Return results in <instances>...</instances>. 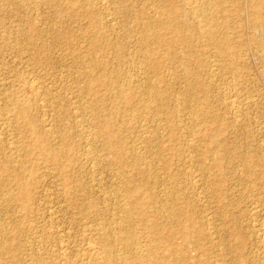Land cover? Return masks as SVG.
<instances>
[{
	"label": "rangeland",
	"instance_id": "obj_1",
	"mask_svg": "<svg viewBox=\"0 0 264 264\" xmlns=\"http://www.w3.org/2000/svg\"><path fill=\"white\" fill-rule=\"evenodd\" d=\"M38 1L0 0L1 264H264V0Z\"/></svg>",
	"mask_w": 264,
	"mask_h": 264
},
{
	"label": "bare ground",
	"instance_id": "obj_2",
	"mask_svg": "<svg viewBox=\"0 0 264 264\" xmlns=\"http://www.w3.org/2000/svg\"><path fill=\"white\" fill-rule=\"evenodd\" d=\"M34 1H36V0H34ZM40 1V0H39ZM38 1V2H39ZM48 1V0H47ZM49 1H51V0H49ZM67 1V0H66ZM74 2H75V0H73ZM164 1V0H163ZM168 1V0H167ZM166 1V2H167ZM210 1V0H209ZM220 1V0H219ZM219 1H217V2H219ZM29 2V1H28ZM52 2H54V0H52ZM57 2V1H56ZM59 2V1H58ZM73 2V3H74ZM76 2H77V0H76ZM106 2V1H105ZM173 2V1H172ZM172 2H169L168 4H167V6H166V11L167 12H169L170 14L173 12V10H174V8H175V6H174V4L175 3H172ZM223 2V1H222ZM258 2V1H257ZM262 2V1H261ZM260 2V3H261ZM30 3V2H29ZM36 3V2H35ZM213 3V2H212ZM46 4V3H45ZM54 4V3H53ZM66 4V3H65ZM71 4V3H70ZM164 4H165V2H164ZM262 4V3H261ZM263 4H264V2H263ZM32 5H33V3H32ZM35 5V4H34ZM41 5H43V4H41ZM49 5V4H48ZM56 5H57V3H56ZM63 5V4H62ZM68 5V4H67ZM218 5H219V3H218ZM217 5V6H218ZM36 6H37V4H36ZM53 5H51V7H52ZM110 6V5H109ZM194 6V5H193ZM217 6H215L216 8H217ZM263 6V5H262ZM35 7V6H34ZM62 7V6H61ZM68 7V6H67ZM74 7V6H73ZM73 7H71V8H73ZM214 7V8H215ZM40 8V7H39ZM69 8V7H68ZM75 8V7H74ZM261 8V7H260ZM66 9V8H65ZM118 9V8H117ZM165 9V8H164ZM196 9V8H195ZM219 9V8H218ZM52 10V9H51ZM63 10V9H62ZM67 10V9H66ZM72 10V9H71ZM216 10V9H215ZM38 11V10H37ZM60 11V10H59ZM69 11H70V9H69ZM112 11V10H111ZM39 12V11H38ZM55 12V11H54ZM85 12V11H84ZM122 12V11H121ZM201 12V11H200ZM3 13V12H2ZM56 13V12H55ZM70 13V12H69ZM72 13H73V11H72ZM58 14V13H57ZM103 14V13H102ZM169 14V15H170ZM65 15V14H64ZM165 15V14H164ZM261 15V14H260ZM54 16H56V15H54ZM202 16H203V14H202ZM259 16V15H258ZM48 17V16H47ZM165 17V16H164ZM168 17V16H167ZM173 17V16H172ZM55 18V17H54ZM101 18V17H100ZM171 18V17H170ZM170 18H167V19H170ZM200 18V17H199ZM203 18H204V16H203ZM258 19H259V17H258ZM55 20V19H54ZM161 20V19H160ZM164 20H166L165 18H164ZM163 20V21H164ZM173 20H174V18L173 19H170L169 21H172L173 22ZM260 20V19H259ZM258 20V22H260ZM101 21V20H100ZM167 21V20H166ZM176 21V23L177 22H179V21H177V20H174V22ZM160 22V21H159ZM99 23V22H98ZM158 23V22H157ZM164 23H165V21H164ZM171 23V22H170ZM175 23V24H176ZM105 24V23H104ZM155 24H156V22H155ZM159 24V23H158ZM200 24V23H199ZM260 24V23H259ZM148 25V24H147ZM157 25V24H156ZM160 25H162V28L164 27V30H165V28L166 27H168L167 25H170L171 26V24H169V23H167V24H160ZM172 25H174V24H172ZM177 26V27H176ZM176 26H174V28L172 27V29H175V30H177L178 28H179V23L178 24H176ZM180 26H181V24H180ZM256 26V25H255ZM260 26V25H259ZM29 27H31V26H29ZM155 27V26H154ZM158 27V26H157ZM147 28V27H146ZM31 29V28H30ZM37 29V28H36ZM36 29H35V31H36ZM57 29V28H56ZM150 29V28H149ZM167 29V28H166ZM169 29V28H168ZM259 29V28H258ZM263 29V28H262ZM262 29H261V31H262ZM33 30V29H32ZM160 30H161V28H160ZM179 30V29H178ZM55 31V30H54ZM59 31V30H58ZM152 31V30H151ZM150 31V32H151ZM153 31H155L154 29H153ZM168 31H170V30H168ZM29 32H31V31H29ZM33 32V31H32ZM52 32V31H51ZM149 31H144V32H142V36L144 37V38H148V34L150 33ZM179 32H181V31H179ZM178 32V33H179ZM36 33H37V31H36ZM152 33V32H151ZM150 33V34H151ZM154 34H157V33H155V32H153ZM173 33H175L176 34V32H173ZM220 32H217V31H214V30H209V29H207V30H205V31H203V34H205L206 36V39L209 41V42H211V44L217 49V51H218V54H221V56H224V57H228V56H230L231 54H232V49H233V45H232V42H231V39H230V36L228 35V34H226V33H224L223 31L219 34ZM24 33H22V35H23ZM27 34H28V31H27ZM50 34V33H49ZM48 34V35H49ZM54 34V33H53ZM36 35V34H35ZM34 35V36H35ZM153 35V34H152ZM260 35V34H259ZM27 37H29L28 35H26ZM31 36H33V35H31ZM30 36V37H31ZM50 36V35H49ZM141 36V35H140ZM159 36V35H158ZM30 37H29V39H30ZM44 37V36H43ZM47 37V36H46ZM96 36H94V38H95ZM108 37V36H107ZM153 37V36H152ZM156 37V36H155ZM155 37H153L154 38V40H155ZM264 37V36H263ZM33 38V37H32ZM31 38V39H32ZM35 38V37H34ZM33 38V39H34ZM149 38H150V36H149ZM158 38V37H157ZM160 38V37H159ZM163 38V37H162ZM161 38V39H162ZM170 38V37H169ZM169 38H165L166 40H165V42L169 39ZM171 38H173V36L171 37ZM171 38H170V40H171ZM261 38V37H260ZM28 39V38H27ZM93 39V38H92ZM96 39H98L97 37H96ZM204 39V38H203ZM259 39V38H258ZM94 41H92V42H95V39H93ZM179 40V39H178ZM182 39H180V41H181ZM262 40V39H261ZM55 41H56V39H55ZM144 41L146 42V40L144 39ZM169 41V40H168ZM167 41V42H168ZM173 41V40H172ZM58 42V41H57ZM62 42V41H61ZM68 42H69V40H68ZM157 42H158V40H157ZM159 42H160V40H159ZM164 42V41H163ZM170 42V41H169ZM175 41H173V43H174ZM262 41H260V43H261ZM91 43V42H90ZM96 43V42H95ZM171 43V42H170ZM263 43V42H262ZM17 44V43H16ZM154 44H155V42H154ZM165 44V43H164ZM164 44H162V46L164 45ZM91 45V44H90ZM95 46H96V44H94ZM93 45V46H94ZM168 45V44H167ZM43 46V45H42ZM262 46V45H261ZM66 47V46H65ZM158 47V46H157ZM129 48V47H128ZM262 48V47H261ZM95 49H97V47H94V50ZM166 49V48H165ZM115 50V49H114ZM123 50V49H122ZM262 50H264V47H263V49ZM70 51V50H69ZM74 51H76V50H74ZM91 51V50H90ZM76 53V52H75ZM78 53V52H77ZM88 53V52H87ZM95 53V52H94ZM97 53V52H96ZM70 54H73V53H70ZM74 55V54H73ZM153 55V54H152ZM91 56V55H90ZM95 56V55H94ZM74 57H75V55H74ZM78 57V56H77ZM76 57V58H77ZM88 57V56H87ZM96 58H97V56H95ZM95 58V59H96ZM99 59V58H98ZM263 59H264V57H263ZM80 60V59H79ZM85 60H86V58H85ZM92 60V59H91ZM97 60V59H96ZM96 60H95V62H96ZM151 60V59H150ZM153 60V59H152ZM78 61V60H77ZM99 61H100V59H99ZM264 61V60H263ZM74 62V61H73ZM79 62V61H78ZM94 62V61H93ZM92 62V63H93ZM226 62V61H225ZM87 63V62H86ZM99 63V62H98ZM101 63V62H100ZM75 64V63H74ZM96 64H97V62H96ZM139 64V63H138ZM84 65H86V64H84ZM101 65V64H100ZM82 66V65H81ZM91 66H93V65H91ZM90 66V67H91ZM263 66V65H262ZM86 67V66H85ZM84 67V68H85ZM89 67V68H90ZM96 67V66H95ZM98 67V66H97ZM96 67V68H97ZM101 68V67H100ZM88 70V69H87ZM100 70V69H99ZM101 71V70H100ZM86 73V72H85ZM90 73H91V71H90ZM97 74H100V73H97ZM104 74V73H103ZM103 74H102V76H103ZM85 75V74H84ZM105 77V76H104ZM86 78V77H85ZM100 78H102V77H100ZM87 79V78H86ZM85 79V80H86ZM99 79V78H98ZM95 80V79H94ZM210 80V79H209ZM98 81H101V80H98ZM196 81V80H195ZM88 82H90V81H88ZM93 82V81H92ZM152 82V81H151ZM105 83V82H104ZM85 84H86V82H85ZM101 84H103V83H101ZM86 85H89V84H86ZM97 85V84H96ZM104 85V84H103ZM91 86V85H90ZM93 86H95L94 84H93ZM31 87V93L30 92H28V93H30V95L28 94V93H26V94H28L27 96H30V97H32V96H37V95H35V93H38V92H34V91H37V89H35L34 88V86L32 87V86H30ZM86 87H88V86H86ZM98 87V86H97ZM99 87H100V85H99ZM98 87V88H99ZM149 87H151V89L153 90V91H155V87L153 88L152 86H149ZM197 87V86H196ZM29 88V87H28ZM90 88V87H89ZM96 88V87H95ZM95 88H94V91H95ZM91 89V88H90ZM194 89H197V88H194ZM85 90H86V88H85ZM92 90V89H91ZM191 90V89H190ZM26 91H28V90H26ZM86 92V91H85ZM96 92V91H95ZM95 92H93V90L91 91V93H95ZM122 92V91H121ZM97 93H98V91H97ZM123 93V92H122ZM87 94V93H86ZM88 95V97L90 96V94L88 93L87 94ZM95 95V94H94ZM93 94L91 95V96H94ZM97 96H98V94H97ZM38 97H39V93H38ZM101 97V96H100ZM103 97V96H102ZM101 97V98H102ZM29 98V97H28ZM90 98V97H89ZM93 97H91V99H92ZM96 97H94L93 99H95ZM98 98H99V96L97 97V99H96V101L98 100ZM26 99H27V97H26ZM33 99H35V98H33ZM103 99V98H102ZM101 99V100H102ZM89 100V99H88ZM101 100H100V103L102 104V102H101ZM104 100V99H103ZM123 100H125V98L123 99ZM92 101V100H91ZM91 101H88V102H91ZM94 101V100H93ZM93 101H92V104H96V103H93ZM99 101V100H98ZM153 101V100H152ZM28 102H30V101H28ZM28 102H17L13 107H14V109H15V111H16V113L21 117V121L24 123V125H25V123H26V125H29L31 128L33 127V129H32V132L36 135L37 133V130L35 129V123H37V122H32V117H31V114H30V106L28 105V104H30V103H28ZM98 104V103H97ZM91 105V104H90ZM86 106V105H85ZM98 106H100V105H98ZM97 105L95 106V107H98ZM103 106V105H102ZM102 106H100V107H102ZM12 107V108H13ZM92 107H94V105H92ZM100 107H98L99 109H100ZM231 107V106H230ZM98 108H97V110H98ZM92 109V108H91ZM102 109V108H101ZM13 110V109H12ZM76 110H78V109H76ZM96 110V109H95ZM94 110V111H95ZM88 111V110H87ZM91 111V110H90ZM101 111V110H100ZM100 111L99 112H97V113H95V114H97V115H99L100 114ZM103 111V110H102ZM102 111H101V113H102ZM235 112V111H234ZM233 112V113H234ZM14 113V112H13ZM99 113V114H98ZM196 113V112H195ZM126 114V113H125ZM197 114V113H196ZM16 115V114H15ZM102 115V114H101ZM100 115V116H101ZM100 116H98V117H100ZM34 117V116H33ZM90 117V116H89ZM15 118H17V117H15ZM183 118V117H182ZM89 119V118H88ZM35 121V120H34ZM95 121V120H94ZM44 122H46V121H44ZM43 122V123H44ZM49 122V121H48ZM104 122V121H103ZM52 123V122H51ZM141 123V122H140ZM41 124V123H40ZM50 124V123H49ZM17 125V124H16ZM46 125H47V123H46ZM140 125V124H139ZM22 126V125H21ZM20 126V127H21ZM45 126V125H44ZM44 126H42V127H44ZM50 126V125H49ZM25 127V126H24ZM24 127H21V130L23 131V129L22 128H24ZM52 127V126H51ZM51 127H49V128H51ZM27 128V127H26ZM46 128L47 127H45V129L44 130H46ZM103 128V127H102ZM102 128H101V130H102ZM183 128V127H182ZM17 129H19V127L17 128ZM52 129V128H51ZM55 129V128H54ZM98 129H100V128H98ZM40 130V129H39ZM53 130V129H52ZM106 130V129H105ZM49 131V130H48ZM47 131V132H48ZM100 131V130H99ZM103 132H104V129L102 130ZM110 131V130H109ZM43 132V131H42ZM46 132V133H47ZM106 132V131H105ZM108 132V131H107ZM20 133V132H19ZM28 133V132H27ZM49 133V132H48ZM53 133V131L50 133V134H52ZM40 134V133H39ZM44 134V133H43ZM55 134V133H54ZM95 134V133H94ZM93 134V135H94ZM96 134H97V131H96ZM95 134V136H97ZM100 134V133H99ZM103 134H105V133H103ZM102 134V135H103ZM113 134V133H112ZM143 134V133H142ZM53 135V134H52ZM101 134H100V136H102ZM108 135L109 134H107V137H108ZM28 136V135H27ZM94 136V137H95ZM109 136H111V135H109ZM114 136V135H113ZM32 137V136H31ZM89 137V136H88ZM98 137V136H97ZM106 137V136H105ZM147 137V136H146ZM176 137V136H175ZM51 138V137H50ZM90 138V137H89ZM88 138V139H89ZM53 139V138H52ZM93 139V138H92ZM95 139V138H94ZM111 139H112V136H111ZM191 140V139H190ZM191 142V141H190ZM30 144V143H29ZM25 145H26V143H25ZM34 145L35 146H40L41 147V144H39V141H35V143H34ZM95 145V144H94ZM110 145V144H109ZM16 146V145H15ZM20 148V147H19ZM18 148V149H19ZM24 148V147H23ZM29 148V147H28ZM12 149H14V148H12ZM87 149V148H86ZM54 150V149H53ZM53 150H50V152L48 151L47 152V148L46 147H41V151H43L44 153L46 152L47 154H48V156H49V160H51L53 163H55V159H57L58 157H57V155H58V152L57 151H53ZM58 150V149H57ZM130 150V149H129ZM29 152V151H28ZM59 154H60V152H59ZM62 155V154H61ZM17 156V155H16ZM130 156V155H129ZM118 158V157H117ZM31 160V159H30ZM47 160V159H46ZM45 161V160H44ZM50 161V162H51ZM89 161V160H88ZM244 161L245 162H247V163H249V160H248V158H244ZM49 162V161H48ZM48 162H46V163H48ZM98 162V161H97ZM92 163V162H91ZM22 164V163H21ZM101 164V163H100ZM15 165V164H14ZM47 165V164H46ZM53 165V164H52ZM95 165V164H94ZM97 165V164H96ZM55 166V165H54ZM54 166H52L53 168H54ZM57 168V167H56ZM92 171V170H91ZM20 173V172H19ZM23 174V173H22ZM18 180H19V188H20V193L23 195V198L24 199H26V200H28V198H29V195H30V191H29V189H28V182H30L28 179H24L23 177H19L18 178ZM6 182V181H5ZM11 182V181H10ZM6 186H8V185H6ZM14 188H15V186H14ZM17 188V187H16ZM5 190V189H4ZM15 190V189H14ZM13 190V191H14ZM10 191V190H9ZM12 191V190H11ZM127 192H129L130 190H126ZM8 192V191H7ZM16 192V191H15ZM10 192H8V194H9ZM4 194V193H3ZM15 195H17V193L15 194ZM14 195V192H13V194H10V196H9V200L10 201H12V202H14V200H16L17 199V197ZM18 196V195H17ZM5 198V197H4ZM3 198V199H4ZM78 199V198H77ZM6 200V199H5ZM20 200V199H19ZM165 201V200H164ZM10 203V202H9ZM162 203V202H161ZM12 204V203H11ZM120 205V204H119ZM161 205V204H160ZM168 206V205H167ZM129 207V206H128ZM127 207V208H128ZM123 208H124V205H123ZM30 209V208H29ZM118 209V208H117ZM112 210V209H111ZM122 211H123V209H122ZM124 212V211H123ZM130 212V211H129ZM129 212H127V213H129ZM125 213H126V211H125ZM124 213V214H125ZM112 215V214H111ZM50 217V216H49ZM112 218V217H111ZM131 218H130V216H129V214L128 215H126L125 216V218H124V223H126V224H128V226L130 227L131 226V224H132V221L130 220ZM117 220H119V219H117ZM113 223V222H112ZM262 224V223H261ZM264 225V224H263ZM121 226V225H120ZM259 226H262V225H259ZM98 227V226H97ZM128 227V229H130ZM104 228V227H103ZM106 228V227H105ZM89 229V228H88ZM101 229V228H100ZM126 229H127V227H126ZM260 229V228H259ZM262 230V229H261ZM264 230V229H263ZM1 231H2V229H1ZM95 231V230H94ZM103 231V230H102ZM257 231H259V230H257ZM59 232V231H58ZM92 232V231H91ZM262 232V231H261ZM89 233V232H88ZM112 233V232H111ZM258 233V232H257ZM264 233V232H263ZM41 234V233H40ZM92 234V233H91ZM100 234V233H99ZM6 235V234H5ZM102 235V234H101ZM105 235H106V233H105ZM110 235V234H109ZM112 235V234H111ZM184 236H186V233H185V235ZM263 237H262V241H263V243H264V235H262ZM89 237V236H88ZM94 237V236H93ZM4 238V237H3ZM114 238H115V236H114ZM259 238V237H258ZM60 239V238H59ZM95 239V238H94ZM98 239V238H97ZM102 240V239H101ZM132 240H133V238H130V237H126V236H119V237H117V239H116V242L118 241V242H120L121 243V245L122 244H125V243H127V244H129L130 242L132 243ZM168 240V239H167ZM60 241V240H59ZM115 241V240H114ZM117 242V243H118ZM152 242V241H151ZM4 243V242H3ZM262 243V242H261ZM90 244V243H89ZM88 244V245H89ZM104 244V243H103ZM115 244V243H114ZM127 244H125V245H127ZM259 244H260V242H259ZM151 245V244H150ZM170 245V244H169ZM261 245H263V244H261ZM63 246V245H62ZM96 246V245H95ZM99 246V245H98ZM64 248V247H63ZM63 248H62V250H63ZM86 248V247H85ZM89 248H91V246L89 247ZM88 248V249H89ZM94 249H95V247H93ZM154 248H156V247H154L153 245L152 246H150L149 247V249H147L146 250V257H147V259H146V262H145V264H153L155 261H156V257H154V256H152V254L153 253H155V251L156 250H154ZM2 249V248H1ZM39 249V248H38ZM65 249H66V247H65ZM99 249H100V253H102L101 255V260H102V263H105V264H109V263H112V261H114V259H112V258H110V256H109V254H108V250L105 248V247H103L102 248V246H99ZM262 249V248H261ZM260 249V250H261ZM263 249H264V247H263ZM2 250H5V249H2ZM86 250V249H85ZM91 250H93V249H91ZM96 250H98V249H96ZM225 250V249H224ZM61 251V250H60ZM64 251V250H63ZM141 251V250H140ZM4 252V251H3ZM2 252V253H3ZM85 252V251H84ZM89 252H90V249H89ZM98 252V251H97ZM98 252V253H99ZM120 252H122V251H120ZM30 253V252H29ZM28 253V254H29ZM63 253V252H62ZM65 253V252H64ZM94 253H96V252H94ZM98 253H96V254H98ZM99 253V254H100ZM125 253V252H124ZM89 254V253H88ZM1 255V254H0ZM50 255V254H49ZM64 255V254H63ZM43 256V255H42ZM60 256H62V254L60 255ZM67 256V255H66ZM99 256V255H98ZM184 256V255H183ZM82 257V256H81ZM145 257V258H146ZM153 257V258H152ZM30 258H31V256H30ZM60 258V257H59ZM64 259H65V257H63ZM120 261L123 259V256H122V258L119 256V257H117ZM116 258V259H117ZM29 259V258H28ZM73 259V258H72ZM76 259V258H75ZM77 259H79V258H77ZM88 259V258H87ZM117 259V260H118ZM125 259V258H124ZM67 260V259H66ZM69 260V259H68ZM85 260V259H84ZM77 261V260H76ZM92 261V260H91ZM120 261H117V263L118 264H124L125 262H124V260H122L121 262ZM31 262V261H30ZM67 262V261H66ZM2 263H4L3 261H2ZM54 263V262H53ZM70 263V262H69ZM69 263H67V264H69ZM90 263V262H89ZM0 264H1V262H0ZM5 264V263H4ZM57 264V263H56ZM60 264H61V262H60ZM91 264V263H90ZM97 264V263H96ZM99 264V263H98Z\"/></svg>",
	"mask_w": 264,
	"mask_h": 264
}]
</instances>
